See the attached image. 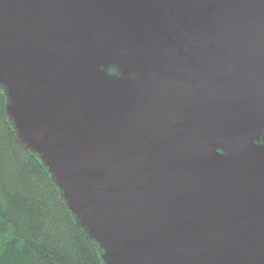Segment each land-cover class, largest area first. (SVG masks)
<instances>
[{
	"label": "water",
	"instance_id": "1",
	"mask_svg": "<svg viewBox=\"0 0 264 264\" xmlns=\"http://www.w3.org/2000/svg\"><path fill=\"white\" fill-rule=\"evenodd\" d=\"M0 87L104 264H264V0H0Z\"/></svg>",
	"mask_w": 264,
	"mask_h": 264
},
{
	"label": "trees",
	"instance_id": "2",
	"mask_svg": "<svg viewBox=\"0 0 264 264\" xmlns=\"http://www.w3.org/2000/svg\"><path fill=\"white\" fill-rule=\"evenodd\" d=\"M0 87V264H104L40 159L25 150Z\"/></svg>",
	"mask_w": 264,
	"mask_h": 264
}]
</instances>
